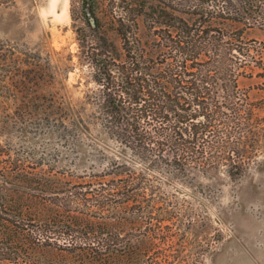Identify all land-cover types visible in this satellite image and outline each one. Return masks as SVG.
<instances>
[{
  "label": "trees",
  "instance_id": "16d2710c",
  "mask_svg": "<svg viewBox=\"0 0 264 264\" xmlns=\"http://www.w3.org/2000/svg\"><path fill=\"white\" fill-rule=\"evenodd\" d=\"M109 7L78 34L82 100L49 80L0 115V264H198L165 174L235 180L264 152V84H241L264 78V0Z\"/></svg>",
  "mask_w": 264,
  "mask_h": 264
},
{
  "label": "rangeland",
  "instance_id": "374dc122",
  "mask_svg": "<svg viewBox=\"0 0 264 264\" xmlns=\"http://www.w3.org/2000/svg\"><path fill=\"white\" fill-rule=\"evenodd\" d=\"M110 3L0 0V55L4 56L0 60V115L14 112L15 101L32 96L35 90L45 94L40 89L49 80L62 86L60 94L73 105L83 99L93 82L89 67L79 56L78 34L89 32L87 8L92 6L106 20ZM251 35L264 41L262 33ZM37 77L39 88L34 85ZM241 84L262 86L264 78H244ZM250 95L261 98L264 91L251 90ZM36 141L46 146L51 143L42 133ZM165 175L167 192L182 204L175 230L181 234L177 242L185 244V257L196 258L198 264H264V152L235 180L223 170Z\"/></svg>",
  "mask_w": 264,
  "mask_h": 264
},
{
  "label": "water",
  "instance_id": "95a60500",
  "mask_svg": "<svg viewBox=\"0 0 264 264\" xmlns=\"http://www.w3.org/2000/svg\"><path fill=\"white\" fill-rule=\"evenodd\" d=\"M86 14H87V16H88L89 21H90L92 24H94V18L92 17L89 8L86 9Z\"/></svg>",
  "mask_w": 264,
  "mask_h": 264
},
{
  "label": "bare ground",
  "instance_id": "6f19581e",
  "mask_svg": "<svg viewBox=\"0 0 264 264\" xmlns=\"http://www.w3.org/2000/svg\"><path fill=\"white\" fill-rule=\"evenodd\" d=\"M64 14H67V12L63 11Z\"/></svg>",
  "mask_w": 264,
  "mask_h": 264
}]
</instances>
